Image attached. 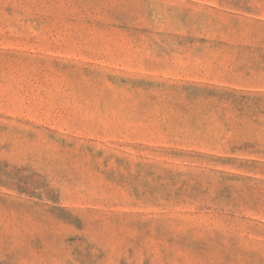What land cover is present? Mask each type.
Masks as SVG:
<instances>
[{"label":"rangeland","instance_id":"rangeland-1","mask_svg":"<svg viewBox=\"0 0 264 264\" xmlns=\"http://www.w3.org/2000/svg\"><path fill=\"white\" fill-rule=\"evenodd\" d=\"M0 264H264V0H0Z\"/></svg>","mask_w":264,"mask_h":264}]
</instances>
